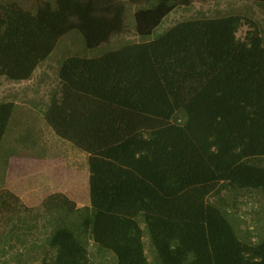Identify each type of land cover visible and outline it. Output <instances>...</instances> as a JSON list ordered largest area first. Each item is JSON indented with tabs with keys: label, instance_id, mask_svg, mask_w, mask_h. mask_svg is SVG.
Wrapping results in <instances>:
<instances>
[{
	"label": "trees",
	"instance_id": "obj_1",
	"mask_svg": "<svg viewBox=\"0 0 264 264\" xmlns=\"http://www.w3.org/2000/svg\"><path fill=\"white\" fill-rule=\"evenodd\" d=\"M209 1L35 0L34 11L0 1V77L30 80L72 31L92 49L151 34L175 8ZM15 108L0 102V146ZM44 119L86 154L89 203L59 191L29 206L1 187L0 243L22 240L25 231L13 233L29 220L23 243L47 239L40 264H102L103 254L151 264L145 234L161 264H264V239L239 228L249 220L237 208V197L264 192V39L253 19H189L152 41L70 56Z\"/></svg>",
	"mask_w": 264,
	"mask_h": 264
},
{
	"label": "rangeland",
	"instance_id": "obj_2",
	"mask_svg": "<svg viewBox=\"0 0 264 264\" xmlns=\"http://www.w3.org/2000/svg\"><path fill=\"white\" fill-rule=\"evenodd\" d=\"M0 1L6 2L12 0ZM15 1L21 3L26 9L31 11L35 10V0ZM226 15H242L253 19L257 23L264 39L263 3L249 0L197 2L191 6L175 8L151 34L139 35L131 32L126 35L114 37L111 41L92 49L86 47L85 41L78 31H72L59 40L53 52L37 67L30 80L18 82L0 77V102L14 100L16 103V108L7 133L0 146V188H7L8 179L12 181L14 177L19 181L18 185L20 186H24L28 182L26 178H23L24 174H28L30 179L34 177V173H30V170L27 173L23 165L19 167L15 166L13 164L15 160L22 162L25 160L28 163H33L36 161L34 157L42 155L41 159L43 161L56 160L59 169L71 170L72 172L74 170L76 175L73 177V180L75 178L79 180V172L88 170L86 167L85 153L68 141L58 137L44 119V113L58 84L59 69L66 58L70 56L96 57L127 43L147 42L157 39L172 26L185 20ZM127 22L132 28L134 25L132 10L128 14ZM246 30L247 26H243L238 32V36L243 37ZM45 165H48V163H45ZM20 177L22 179H18ZM38 179L39 177L37 176ZM88 190L89 187L87 188ZM256 192L260 194L261 201L258 198L247 200L239 196L237 197V208L250 221L248 223L240 221L239 228L243 232L247 228L253 231L257 241H260L264 239V192L261 190ZM220 195L229 200L236 197L235 194L229 193L226 189L222 190ZM86 196V200L89 201V191L86 193ZM214 199H216V196H212V200ZM215 203L225 211V205L219 201ZM258 206L263 208V216L259 217V220L262 219L260 226L256 225V219L252 220L250 215L251 210L258 209ZM235 214L238 215V212ZM229 218L236 226V219L231 216ZM26 221L27 223L18 222V230L16 233H13L15 236H23V231H25V235L30 233L29 231H31V225L33 223L29 220ZM25 235L22 237V240L18 237H8L6 243L5 241L0 243V264H40L42 255L39 253V250L47 243V239L44 240L45 243L40 241L38 243L40 247H37L38 245L32 246L31 244H24ZM144 237L146 252L151 264H161L150 242L149 236L145 234ZM241 237L245 239L246 236L241 233ZM92 251L94 252V248H92ZM97 259H100L99 261L102 264H114L113 258L109 254L99 255Z\"/></svg>",
	"mask_w": 264,
	"mask_h": 264
},
{
	"label": "crops",
	"instance_id": "obj_3",
	"mask_svg": "<svg viewBox=\"0 0 264 264\" xmlns=\"http://www.w3.org/2000/svg\"><path fill=\"white\" fill-rule=\"evenodd\" d=\"M41 157L42 155L34 157L36 161L33 163H28L25 160H23V162L15 160L13 163L15 166L19 167L23 165L26 172L30 170V173H34V177L30 179L28 174H24L23 178L28 180L24 186L18 185L19 181H17L15 177L12 181L8 179L7 188L15 192L29 206L37 205L48 194L59 191L76 201L79 206L88 205L89 201L86 200V193L89 191H87L88 170L79 172V180L76 178L73 180V177L76 175L74 170L72 172L71 170L59 169L56 160L43 161ZM45 163H48V165H45ZM37 176L39 177L38 180ZM18 179H22V177ZM260 213V216H263V212ZM240 216H242L241 211L239 213V217Z\"/></svg>",
	"mask_w": 264,
	"mask_h": 264
}]
</instances>
